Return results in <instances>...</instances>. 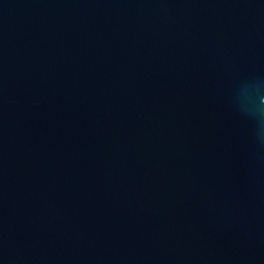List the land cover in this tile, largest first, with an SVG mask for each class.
Instances as JSON below:
<instances>
[{"label": "water", "instance_id": "water-1", "mask_svg": "<svg viewBox=\"0 0 264 264\" xmlns=\"http://www.w3.org/2000/svg\"><path fill=\"white\" fill-rule=\"evenodd\" d=\"M0 264H264V0H0Z\"/></svg>", "mask_w": 264, "mask_h": 264}]
</instances>
